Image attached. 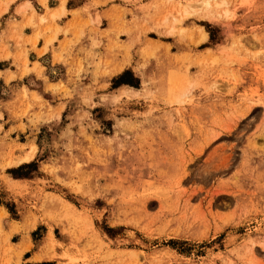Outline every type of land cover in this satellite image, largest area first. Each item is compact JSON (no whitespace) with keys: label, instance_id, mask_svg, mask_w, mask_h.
<instances>
[{"label":"rangeland","instance_id":"374dc122","mask_svg":"<svg viewBox=\"0 0 264 264\" xmlns=\"http://www.w3.org/2000/svg\"><path fill=\"white\" fill-rule=\"evenodd\" d=\"M58 1L0 0V57L63 75L0 125V264H264V0Z\"/></svg>","mask_w":264,"mask_h":264},{"label":"crops","instance_id":"0c3cea01","mask_svg":"<svg viewBox=\"0 0 264 264\" xmlns=\"http://www.w3.org/2000/svg\"><path fill=\"white\" fill-rule=\"evenodd\" d=\"M44 0H42L43 2ZM46 4L49 9H56L59 7L60 3L58 0L54 2V5L49 6V0H46ZM78 7H73L70 8L67 5V2L64 3V7L66 9V14H65V19L59 18L57 19L59 22V25H62L70 20H72V10L75 9H80L83 7L82 4H78ZM39 15H44L45 10H41V12H37ZM41 34V31L38 30ZM24 33L27 36H30L31 39H33L35 33L33 30L24 28ZM49 33H45L42 36H38L36 39V46L35 49L30 50L29 54L37 53V49L43 48L45 45V39L49 36ZM63 40L62 34L58 33L56 37V41L52 42L50 45L47 46L46 51H44L41 54V58H39L38 62L41 63L44 59L43 65H47L50 67V65L58 66L59 62H53V52L59 51L61 48V43L60 41ZM11 46V45H10ZM89 46V45H85ZM36 60V59H35ZM34 59L30 60L27 65L28 68L31 69L32 63L35 61ZM41 63V65H42ZM46 73L44 72V75ZM63 80V75L61 77L56 76L54 78H47L43 79L38 77L32 70L28 71L27 73H22V68L20 65H17L16 63L12 62L11 58H5V57H0V87L2 90H0V125L2 126V129L5 131L6 129L8 130L10 127H14L15 129L13 130L12 134H15V132L19 133L20 131L16 128L17 124L19 123L20 119L16 117V114L20 113L21 106L23 105V91L24 89L27 90V97H31L32 93L35 92L39 94L43 100V93L40 92H48V85L51 83H56L57 80ZM21 120L30 127L29 122L27 121V118H21ZM4 131H0L2 134ZM20 134V133H19ZM22 142V141H20ZM16 181H19L20 183H29V181H32V179L28 178H12ZM14 198V197H13ZM20 200V199H18ZM27 200V199H26ZM27 247V246H26ZM24 247V248H26ZM33 257V253L27 259H31ZM36 258V257H35ZM34 258V259H35ZM37 259V258H36ZM39 260V259H38Z\"/></svg>","mask_w":264,"mask_h":264},{"label":"trees","instance_id":"16d2710c","mask_svg":"<svg viewBox=\"0 0 264 264\" xmlns=\"http://www.w3.org/2000/svg\"><path fill=\"white\" fill-rule=\"evenodd\" d=\"M129 73V71H124L121 76H119V79L121 80L123 78V76L127 75ZM119 83H125V81L121 80L119 81ZM35 166V162H30V163H27V164H22L20 165L19 167L17 168H13V169H10L9 171L15 175L17 172L23 170V169H30L31 167ZM34 170V169H33ZM17 177V175H16ZM36 264H54L53 262H41V263H36Z\"/></svg>","mask_w":264,"mask_h":264},{"label":"bare ground","instance_id":"6f19581e","mask_svg":"<svg viewBox=\"0 0 264 264\" xmlns=\"http://www.w3.org/2000/svg\"><path fill=\"white\" fill-rule=\"evenodd\" d=\"M206 4H207V3H205V5H206ZM32 157H33V153H32V152H28V153L25 154L23 157H21V158L15 160L14 162H11V163L14 164V165H16V164H18V163H20V162H22V161L27 162V161H30V160L32 159ZM37 259H38V258H37ZM39 259H40V258H39Z\"/></svg>","mask_w":264,"mask_h":264}]
</instances>
